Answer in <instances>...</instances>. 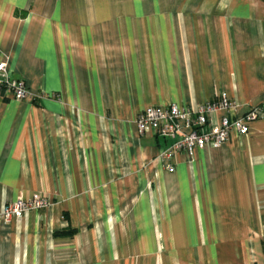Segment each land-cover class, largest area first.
<instances>
[{"label": "crops", "instance_id": "1", "mask_svg": "<svg viewBox=\"0 0 264 264\" xmlns=\"http://www.w3.org/2000/svg\"><path fill=\"white\" fill-rule=\"evenodd\" d=\"M1 59L31 96L0 84V203L50 205L0 222V264H264V113L173 172L136 123L264 112V0H0Z\"/></svg>", "mask_w": 264, "mask_h": 264}, {"label": "built area", "instance_id": "2", "mask_svg": "<svg viewBox=\"0 0 264 264\" xmlns=\"http://www.w3.org/2000/svg\"><path fill=\"white\" fill-rule=\"evenodd\" d=\"M0 75V84L6 93L18 99L31 96L25 80L11 76L7 59L0 60ZM238 108L239 103L226 92L197 104L150 105L138 114L137 129L139 134L149 133L170 141L157 158L168 171L173 172L178 153H186L192 159L196 151L206 147L218 148L228 142L234 133L246 135L250 123L264 113L257 106L242 115H236ZM49 205L50 200L41 194H34L27 199L21 196L14 201L0 203V222L21 218L31 210L45 209Z\"/></svg>", "mask_w": 264, "mask_h": 264}, {"label": "trees", "instance_id": "3", "mask_svg": "<svg viewBox=\"0 0 264 264\" xmlns=\"http://www.w3.org/2000/svg\"><path fill=\"white\" fill-rule=\"evenodd\" d=\"M75 231H76V229H73L72 232H70V233H73V232H75Z\"/></svg>", "mask_w": 264, "mask_h": 264}]
</instances>
